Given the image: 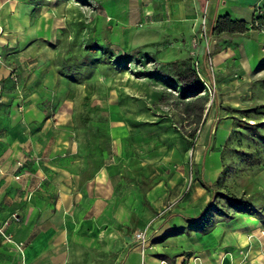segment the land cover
<instances>
[{
	"label": "rangeland",
	"instance_id": "1",
	"mask_svg": "<svg viewBox=\"0 0 264 264\" xmlns=\"http://www.w3.org/2000/svg\"><path fill=\"white\" fill-rule=\"evenodd\" d=\"M256 23L227 38L208 33L191 0H0V67L20 99V141L31 150L16 174L22 199L47 169L71 164L89 194L75 210L90 215L73 220L87 231L74 244L93 264L121 258L127 246L115 244L129 239L161 259L170 243L180 249L175 262L222 264L225 227L254 220L261 237L264 14ZM201 180L213 184L224 214L210 210L195 230L184 217L210 200ZM227 193L249 199L259 215L236 211ZM96 194L102 206L91 216ZM218 224L217 248H199L198 236ZM248 249L234 264H264V254Z\"/></svg>",
	"mask_w": 264,
	"mask_h": 264
},
{
	"label": "crops",
	"instance_id": "2",
	"mask_svg": "<svg viewBox=\"0 0 264 264\" xmlns=\"http://www.w3.org/2000/svg\"><path fill=\"white\" fill-rule=\"evenodd\" d=\"M191 3L199 17L204 14L207 29L220 14L228 13L233 18L248 22L258 11H263L264 14V0H191ZM166 13L170 16L168 10ZM171 13L173 14V11ZM249 30L253 29L249 28L240 34L249 33ZM208 33L213 34L210 31ZM220 34L231 38L230 34L233 33ZM244 53L247 62L253 51L246 49ZM3 71L0 67V223L8 218L5 229L12 234L15 241L22 243L23 249L21 254L0 235V264H93L87 254V258L83 259L85 254L74 244V240L82 238L87 231L74 224L73 220H88L90 215L89 209L75 210L77 205L87 201L89 194L82 188L79 175L72 172L71 164L61 165L62 171H56L60 167L47 169L46 178L33 180L34 190L29 200L22 199L20 177L16 178L15 175L20 174V158L31 150L20 141V99H12L11 92L7 90L9 80L3 76L6 75ZM32 135L34 138L35 134ZM38 171L42 172V169L38 168ZM90 200L95 206L94 210L91 208L92 216L101 210L102 194H96ZM12 213H15L14 217L11 216ZM248 222L252 224L235 229L225 227L222 245L230 252L224 256L222 264L238 263L242 259L239 252L241 248L246 250L249 247L256 252V256L259 253L264 254V234L261 237L257 235L254 220ZM222 232V225L218 224L204 236H198L199 248L209 246L216 249ZM112 235L115 236V232ZM249 235L252 238L249 239ZM131 241L129 239L116 242L115 247L125 245L127 251L121 258H113L111 264H182L185 258L179 255L176 262L171 259L170 256L177 254L180 249L170 243L167 247L170 253L165 254V259H161L152 255L148 248H141L139 244ZM113 242L115 243L112 240V244ZM215 252L211 253L217 255ZM250 252L247 259L250 258ZM211 258H206L203 264H218ZM161 260H164V263ZM243 264H247V261Z\"/></svg>",
	"mask_w": 264,
	"mask_h": 264
},
{
	"label": "trees",
	"instance_id": "3",
	"mask_svg": "<svg viewBox=\"0 0 264 264\" xmlns=\"http://www.w3.org/2000/svg\"><path fill=\"white\" fill-rule=\"evenodd\" d=\"M263 15H257L254 16L251 22L244 19H237L233 18L230 14H220L216 17L214 23L210 26L208 31H210L213 34H220V33H242L247 31L249 28H256V22L261 20ZM87 48L94 49L98 48L99 46L95 44V42H89L86 44ZM221 48L216 49L215 51H219ZM205 54V51H204ZM88 53L84 54L83 60L86 61ZM151 57V56H149ZM118 62H120L121 56L116 57ZM152 58V57H151ZM76 64H80V61L76 58ZM195 74V72H193ZM196 76V74H195ZM197 77V76H196ZM198 79V77H197ZM201 87V85L199 86ZM213 137V134L209 132L208 140H211ZM201 184L206 189L210 190L211 197L210 200L204 205V207L201 209L200 213L196 216H185V220L191 225L192 228L195 230H201V222H205L209 216V211L212 209H216L220 215H223L224 212L219 210V208L216 206L214 199L215 189L213 188V184H208L207 182L201 180ZM226 201L230 204L231 207H233L238 212H247L249 214H258L256 206L249 200V199H242L237 197L234 194H228L226 195ZM220 211V212H219ZM179 233V232H178ZM176 233H170L168 235L178 234ZM170 237V236H169Z\"/></svg>",
	"mask_w": 264,
	"mask_h": 264
},
{
	"label": "built area",
	"instance_id": "4",
	"mask_svg": "<svg viewBox=\"0 0 264 264\" xmlns=\"http://www.w3.org/2000/svg\"><path fill=\"white\" fill-rule=\"evenodd\" d=\"M18 164H19V162H18ZM15 177L17 178V177H19V175H15ZM11 216L12 217H14L15 216V213H12L11 214ZM7 223H8V218L7 219H5L3 222H1L0 223V235L7 241V242H9V243H11L12 245H13V247L18 251V252H20V253H22V243L21 242H17V241H15L14 240V238H13V236H12V234L10 233V232H8V231H6V229H5V227H6V225H7ZM136 238H137V240H140V241H142V245H144V235H143V233L142 232H137L136 233ZM164 262V260H162V263Z\"/></svg>",
	"mask_w": 264,
	"mask_h": 264
}]
</instances>
